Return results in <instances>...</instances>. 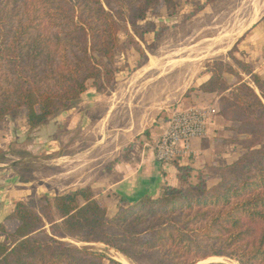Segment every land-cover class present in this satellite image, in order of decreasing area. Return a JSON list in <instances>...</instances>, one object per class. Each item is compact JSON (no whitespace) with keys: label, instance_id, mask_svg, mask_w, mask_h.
<instances>
[{"label":"trees","instance_id":"1","mask_svg":"<svg viewBox=\"0 0 264 264\" xmlns=\"http://www.w3.org/2000/svg\"><path fill=\"white\" fill-rule=\"evenodd\" d=\"M175 3L0 0V123L23 108L33 129L68 111L88 82L100 94L112 89L119 34L137 46L134 37L143 41L148 33L141 27L148 10ZM228 58L232 64L208 63L209 78L196 90L219 97V116L237 125L242 158L208 167L218 177L209 185L202 183L201 171L192 183L189 168L174 163L179 187L163 185L158 196L143 195L134 204L121 197L110 218L90 187L37 202L14 201L5 220L18 226L9 231L0 223V264H122L68 239L103 245L132 264H197L209 258L264 264V80L231 52Z\"/></svg>","mask_w":264,"mask_h":264},{"label":"rangeland","instance_id":"2","mask_svg":"<svg viewBox=\"0 0 264 264\" xmlns=\"http://www.w3.org/2000/svg\"><path fill=\"white\" fill-rule=\"evenodd\" d=\"M141 27L148 33L143 41L134 37L137 46L129 43L124 33L119 34L114 61L118 73L112 89L100 94L88 82L86 92L68 111L33 129L27 124L23 108L0 123V211L5 212L14 199L37 202L40 193L52 196L106 180L110 173L106 169L116 159L148 153L154 146V126L176 111L210 109L208 129L214 116H219V97L196 89L209 78L205 71L208 63L221 59L232 64L229 52L248 63L264 80V0H176L171 9L164 4L151 7ZM224 122L236 133L222 137L223 142H235V155L226 163L213 165L217 167L229 165L245 154L238 144L241 137L235 130L237 125ZM222 147L218 146L217 151ZM179 162L177 159L173 163ZM196 164L192 163L194 167ZM181 166L189 168V181L197 182V169ZM198 170L204 185L218 178L208 172V167ZM95 196L106 209V201L113 205L117 202V211L119 199L115 194H103L100 189ZM115 212L107 209V217ZM66 241L76 247L94 246L108 258L121 262V257L132 264L103 245ZM207 263L238 264L226 258H209L197 264Z\"/></svg>","mask_w":264,"mask_h":264},{"label":"crops","instance_id":"3","mask_svg":"<svg viewBox=\"0 0 264 264\" xmlns=\"http://www.w3.org/2000/svg\"><path fill=\"white\" fill-rule=\"evenodd\" d=\"M198 99L202 100L201 98ZM168 120L169 117L166 119H160L157 122V125L154 126L155 131H152L151 135L153 145L155 143L154 141L158 139L164 131ZM223 122L224 121L220 116H214L212 123L208 126L206 136L202 139H196L191 142L190 156L188 159H178V161H180L179 164L193 166L192 163H198L196 164V167L193 166L198 170L205 169L206 167L215 165L216 163L218 164V162H228L231 159V156L235 155V153L232 151V147L235 146V142H223L222 137L230 134L236 136V133L229 128V123ZM218 146L224 147H222V149H220L221 151L218 152ZM233 149H235V147H233ZM128 158L129 159L122 160L119 164L115 165L110 173L107 174L108 176L106 180L96 182L95 185L90 184L88 187H91L95 192L102 189L103 194L106 192H111L115 194V197L118 199L122 197L125 199L126 203L134 204L143 195H148L150 197L158 196L159 190L163 185H169L171 187H179L181 185L173 162L164 164L158 163L154 160L153 146L145 155L141 154V156L136 155L135 157L128 156ZM26 184H28V182H26ZM15 188L18 189L17 187ZM27 188L28 186L26 189ZM40 194L38 198H51L57 195L55 194L52 196H47L42 193ZM105 197L107 198V196ZM14 200L22 201L23 199ZM13 201L8 204L5 212L0 211V223H4L5 227L9 231H13L18 226L17 221L5 220L6 216L13 210ZM116 203L113 205L111 202L106 201L105 204L108 206V211L114 213ZM3 239L4 236H0V240Z\"/></svg>","mask_w":264,"mask_h":264},{"label":"built area","instance_id":"4","mask_svg":"<svg viewBox=\"0 0 264 264\" xmlns=\"http://www.w3.org/2000/svg\"><path fill=\"white\" fill-rule=\"evenodd\" d=\"M209 110L193 107L172 113L153 146L154 160L158 163H171L189 157L191 142L206 136L208 117L212 112Z\"/></svg>","mask_w":264,"mask_h":264},{"label":"bare ground","instance_id":"5","mask_svg":"<svg viewBox=\"0 0 264 264\" xmlns=\"http://www.w3.org/2000/svg\"><path fill=\"white\" fill-rule=\"evenodd\" d=\"M263 2V1H262ZM250 6V5H249ZM250 8V7H249ZM255 10V9H254ZM224 27V26H223ZM249 28V27H248ZM216 29V28H215ZM213 30V29H212ZM235 30V29H234ZM245 33V32H244ZM225 35H227V34H225ZM243 36V35H242ZM240 37V36H239ZM238 38V37H237ZM224 44V43H223ZM199 45V44H198ZM198 45H196V46H198ZM215 47V46H214ZM230 50V49H229ZM176 56H178V55H176ZM201 56V55H200ZM215 56V55H214ZM184 57H186V56H184ZM182 58V57H181ZM186 58H188V57H186ZM190 59V58H189ZM190 60H192V59H190ZM166 63H168V62H166ZM154 63H152V65H153ZM156 65V64H155ZM154 65V66H155ZM169 65V64H168ZM174 65V64H173ZM155 67H157V66H155ZM151 68V67H150ZM184 68V67H183ZM149 69V68H148ZM150 70V69H149ZM141 71V70H140ZM169 73V72H168ZM144 76V75H143ZM139 81V80H138ZM186 90V89H185ZM111 254H112V252H111ZM122 263H124V264H128L123 258H121V257H119L118 258ZM232 264V263H231ZM233 264H235V263H233Z\"/></svg>","mask_w":264,"mask_h":264},{"label":"water","instance_id":"6","mask_svg":"<svg viewBox=\"0 0 264 264\" xmlns=\"http://www.w3.org/2000/svg\"><path fill=\"white\" fill-rule=\"evenodd\" d=\"M207 264H211V263H207Z\"/></svg>","mask_w":264,"mask_h":264}]
</instances>
